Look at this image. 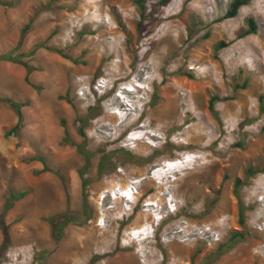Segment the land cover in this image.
<instances>
[{"label": "rangeland", "instance_id": "rangeland-1", "mask_svg": "<svg viewBox=\"0 0 264 264\" xmlns=\"http://www.w3.org/2000/svg\"><path fill=\"white\" fill-rule=\"evenodd\" d=\"M230 2L0 0V54L20 56L0 60V94L22 104L0 102V264H264V0L224 18ZM128 80L139 107L114 94ZM145 124L155 146L127 138ZM234 230L246 240L210 257Z\"/></svg>", "mask_w": 264, "mask_h": 264}, {"label": "trees", "instance_id": "trees-1", "mask_svg": "<svg viewBox=\"0 0 264 264\" xmlns=\"http://www.w3.org/2000/svg\"><path fill=\"white\" fill-rule=\"evenodd\" d=\"M145 1L147 0H137L138 3H144ZM171 0H161V3L162 5H167L168 3H170ZM251 0H231L228 8H227V11L224 15V18H233L235 16H237L238 12H239V9L244 6V5H247ZM141 6V5H140ZM142 7H143V4H142ZM258 30V27H257V24L254 22L253 19H250V27L249 29H247V31L243 32L240 36H246V35H249V34H252V33H256ZM229 43H226V42H222L221 43V46H226L228 45ZM0 60H7V61H18L20 60V56H12L11 53H5V54H0ZM26 69H27V74H26V80L29 82V75L31 73L32 70H34V67L30 66V65H27L26 64ZM0 102H9L12 107L16 110V112L18 113V116L21 117L22 113H21V108H22V104H20L19 102H16L8 97H4L0 94ZM214 103L215 101H211V104L210 106L213 108L214 106ZM95 116V115H93ZM18 127H13L11 129L10 132H13L15 130H17ZM80 133L82 135L85 134L84 132V125L82 124V126L80 127L79 129ZM78 150L81 152V153H85V156H86V165L85 167L88 166V163H89V157L91 155V152L88 151L83 145H78ZM81 174L82 176H84V169H82L81 171ZM253 173H255V169H253L252 167H250L247 171V175L248 176H251ZM243 183V180L239 177V178H236L235 180V192H236V195L240 201V198H239V195L237 193L239 187L242 185ZM82 185L83 187L85 188L86 185H87V180L83 178V181H82ZM26 194V191H14L11 193L10 197L8 198L6 204H5V208H4V212H7L9 209H11L13 206H14V203L16 200H19L21 199L22 197H24V195ZM83 198H84V202L87 201V194H84L83 195ZM238 214H239V222L240 224H242V226H246V216H245V207L244 205L241 203H239V211H238ZM2 214H0V226L3 228L4 232L7 233V225H5L4 223V219L2 216ZM65 221L66 219L63 220L64 223L60 224L58 221L56 222H53L52 223V234L54 236V238L56 239H60L61 236H62V225L65 224ZM246 240V235H245V231L244 230H234L230 237L227 239V241L225 242H222L218 249L216 251H214L210 257L212 256H215L217 255L218 253L220 252H227L229 250H231L238 242H241V241H244Z\"/></svg>", "mask_w": 264, "mask_h": 264}, {"label": "clouds", "instance_id": "clouds-1", "mask_svg": "<svg viewBox=\"0 0 264 264\" xmlns=\"http://www.w3.org/2000/svg\"><path fill=\"white\" fill-rule=\"evenodd\" d=\"M145 79H146V77H145ZM140 83H142V80H133V81H130V80H128V82L127 83H123V84H121V85H119L118 87H117V89H116V91H115V96H116V98H117V100H118V97H125V99L128 101V103L130 104V105H132L133 107H136L137 106V104L136 103H138V101L140 100V101H143V99H144V97H142V95L140 94V92H144V91H146V89H147V87H145L144 89H138V88H135L133 85H138V84H140ZM125 84H128V86H127V88H123L122 86L123 85H125ZM112 89V88H111ZM122 95H124V96H122ZM119 101V100H118ZM141 106H142V104H141ZM137 107H139V106H137ZM114 108V110H115V112H117L118 114H119V116L122 118V114H125L126 113V111L125 110H123V105L122 104H120V103H117V105L115 106V107H113ZM138 109V108H137ZM139 109H142V108H139ZM138 109V110H139ZM141 116V115H140ZM140 116H138V117H140ZM121 122V121H120ZM143 132L142 133H139V132H133L132 131V135L131 134H129L128 135V139H130V140H135L136 138H132L133 136H138V135H140V134H145V133H153L154 131H152L151 129H148V128H143V130H142ZM146 136V140L151 144V145H153V146H155V140L154 139H152L149 135H145ZM159 138L161 139L162 138V136L161 135H159L158 136V138L156 139V140H159ZM197 157V155L196 154H194V153H186V155H184L182 158H180V159H177V162H174L173 163V161H167V162H170V163H168V164H166L167 166H170V165H174V164H176V163H182V165L181 166H178L176 169H170V171L169 172H167L169 175L167 176V173H165V177L163 178V179H172V176H173V174L175 175L176 174V172H177V170H178V168H180V167H182V166H185V165H187V164H190V162L191 163H193L194 161H195V158ZM194 159V160H193ZM161 175L159 174V177H160ZM161 179V178H160ZM163 179H161V180H163ZM112 198H114L113 196H112ZM126 200V199H125ZM151 203H154V202H145L144 203V205L145 206H149L148 204H151ZM153 206H155V203L154 204H152ZM161 208V207H160ZM175 207H174V204H171V201L169 202H167V211L168 212H170L171 214L172 213H174L175 212ZM155 211H157L156 209H155ZM159 215H157V216H155V214H154V223H150L148 226H146L143 230L146 232V233H148V235H151V237H154V235H155V233H156V231H157V229H159V226H160V224L165 220V217L164 216H162L161 214H160V212L158 213ZM164 238V237H163Z\"/></svg>", "mask_w": 264, "mask_h": 264}, {"label": "built area", "instance_id": "built-area-1", "mask_svg": "<svg viewBox=\"0 0 264 264\" xmlns=\"http://www.w3.org/2000/svg\"><path fill=\"white\" fill-rule=\"evenodd\" d=\"M138 182H139V180H136V181L134 180V183L132 184L135 187L134 189H136V185L135 184L138 183ZM201 233H202V235H201L202 238L203 237L205 238V236L206 237H210L211 236V237H215L216 239H219L217 233H215L214 231L212 232L210 230V227L204 226V228H200V229H198V231L195 232V234H201Z\"/></svg>", "mask_w": 264, "mask_h": 264}, {"label": "bare ground", "instance_id": "bare-ground-1", "mask_svg": "<svg viewBox=\"0 0 264 264\" xmlns=\"http://www.w3.org/2000/svg\"><path fill=\"white\" fill-rule=\"evenodd\" d=\"M113 114H115L116 115V113H113ZM167 114V113H166ZM147 127V124H145V126H143L142 128H146ZM124 128V127H123ZM117 129H118V127H117ZM158 133V132H157ZM146 135H149L152 139H154V140H156L157 139V137L159 136L158 134H156L155 132H153V133H145ZM136 137V136H135ZM146 137V136H145ZM133 141H135V140H133ZM146 148V147H145ZM169 167V166H168ZM171 167V166H170ZM169 167V168H170ZM181 169V168H180ZM161 171V170H160ZM178 171V170H177ZM163 174H165V173H167V172H169V170H163L162 169V171H161ZM168 174V173H167ZM154 179V178H153ZM156 180V179H155ZM179 181V180H178ZM124 182V181H123ZM154 182V181H153ZM172 184V183H171ZM137 187V186H136ZM122 188H124V187H122ZM126 190V189H125ZM140 190V189H139ZM161 190V189H160ZM111 191V190H110ZM135 191V190H134ZM158 191V190H157ZM161 193V192H160ZM176 193V192H175ZM170 194H172L171 192H170ZM180 195V194H179ZM156 205H158L159 206V204H156ZM158 214V213H157ZM163 215V214H162ZM217 227H219V226H217ZM186 228V227H185ZM189 228V227H188ZM220 228V227H219ZM213 230H215V229H213Z\"/></svg>", "mask_w": 264, "mask_h": 264}]
</instances>
